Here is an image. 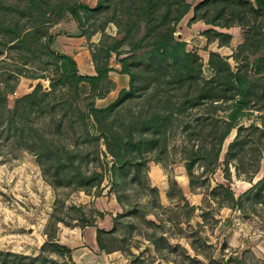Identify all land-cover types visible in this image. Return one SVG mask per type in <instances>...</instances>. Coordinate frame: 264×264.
<instances>
[{"label":"rangeland","instance_id":"374dc122","mask_svg":"<svg viewBox=\"0 0 264 264\" xmlns=\"http://www.w3.org/2000/svg\"><path fill=\"white\" fill-rule=\"evenodd\" d=\"M97 1L81 0L94 6ZM185 1L190 8L176 24L175 36L185 41L187 49L195 52L201 62V72L194 86L189 88L187 83L179 86L180 83L173 78V81L160 85L161 79L170 78L171 73L168 74L167 70L157 78L158 84L142 77L137 86L149 83L148 89H143L139 95H126L110 117L123 132L124 127L120 125L124 121L120 117L123 114L137 113L147 107L168 112L157 99L153 107L146 101L149 92L156 87L163 92L175 87L173 92L177 102L185 98L187 89L190 90L188 97L201 101L196 106L187 109L180 106L179 112H172L166 131L157 137L159 141L153 149L146 145L141 150L135 147L137 161L146 163L140 166L138 176L133 164L126 168L115 164L98 126L86 113L91 100L98 107L107 106L117 98L120 89L129 87V77L119 72L121 63L115 53L107 57L102 52L98 61L126 76V87H122L120 80L112 79L107 90L106 84L101 83L92 89L90 83L84 81H69L51 90L52 65L43 68L37 59L25 61L17 48L8 49L9 44L1 47L0 95L6 98L0 101V250L36 255L49 234L53 240L69 246V243L73 244V235L77 231L95 230L96 233L97 228H102L114 230L123 243V251H117L128 258L129 264H264V183L253 187L264 177V73H255L260 78L257 91L252 93L245 114L238 118L224 139L219 164L214 171H207L202 162L197 161L189 176L187 163L190 159L185 150L202 143L212 146L216 141L214 135L221 129L218 127L215 134L210 130L216 123L221 128L225 126L223 122L227 120L228 110L223 107L232 100L230 96L228 101L224 100L226 95L216 100L206 98L205 94L198 95L209 81L212 85L214 82L211 78L215 72L209 65V52L215 51L226 58L230 71L236 72L246 58L240 55L242 59L236 60L233 54L246 37L239 25L225 28L202 19L191 21L194 7L203 0ZM112 7V2L105 3L90 14L83 27L67 12L57 22L60 25L55 23L51 31L61 28L63 33L60 34L69 37L67 39L77 38L74 42L70 40L69 47L83 51L94 68L90 49L109 44L112 39L108 36H116L117 26L113 22H106L101 29L111 15ZM210 28L227 32L229 42L220 38L223 42L220 45L219 38L213 40V36L204 33ZM2 39L3 35H0ZM60 44L54 40L52 48L60 51ZM128 47V44H121L119 50ZM81 56L78 57L80 62ZM131 64L135 70H140L142 65ZM247 66L246 70L253 71L251 65ZM30 74L39 76V79H33ZM38 81L42 90L49 94L34 108L26 105L23 99L16 104V98L28 93ZM103 91L105 95L97 97ZM160 93L159 99H168V93L166 96ZM214 96L217 98L215 93ZM201 120H204L202 124ZM134 134L139 138L136 131ZM126 137L125 132L123 138ZM235 138L238 139L234 144ZM232 143L233 150L226 162ZM55 148L61 155L49 152L48 156V150ZM252 172L254 174L249 179ZM100 175L102 181L97 188L96 178ZM227 187L238 198L234 209L226 206L229 203ZM152 235L156 243L149 239ZM192 245L200 251L193 249ZM219 252L225 254L223 262Z\"/></svg>","mask_w":264,"mask_h":264},{"label":"trees","instance_id":"16d2710c","mask_svg":"<svg viewBox=\"0 0 264 264\" xmlns=\"http://www.w3.org/2000/svg\"><path fill=\"white\" fill-rule=\"evenodd\" d=\"M110 2L113 3L111 15L107 17L101 29H104L106 22H113L117 26L116 36H108L112 39L111 43L103 44L98 49H90L95 74H81L77 62L72 56L52 48L55 33L51 31V27L60 21L67 12L83 27L90 14L95 13L105 3ZM189 8L190 4L185 0H98L94 7L81 2V0H0V35H3V39L0 40V50L1 47L9 44L8 49L17 48L25 61L37 59L43 68L52 65L51 90H54L57 85H65L69 81L75 83L88 82L92 89H96L102 83V85L106 84L105 90H107L112 83L109 71L114 68L105 62L100 64L98 60L102 52L107 57L115 53L117 60L121 63L119 72L127 74L129 77V87L120 89L117 98L107 106L98 107L91 100L88 104L89 110L86 113L88 118L94 120V125L98 126L99 132L104 138L105 146L113 156L115 164L123 168L133 164L136 169L135 174L138 176L140 166L146 163L143 160L137 161L136 154H134L135 147L141 150L142 146L145 147L146 145L149 149H153V146L159 141L158 138L166 131L172 112H179L182 106L184 109L196 106L201 101H199V98L188 97L190 90L187 89L184 95L185 98L177 102L174 99L176 93L173 92L175 87L167 88L165 92H163V89L158 90L156 87L154 91L149 92V100L146 101L150 107H153L154 101L157 99L168 112H159L157 109L149 110V107H147V109L139 110L137 113L130 111L128 115L123 114V116H120L124 120L120 124L124 127L123 132L117 129V126L114 125L115 119L110 117L120 106L126 95L132 93L139 95L138 93L141 94L143 89H148L147 86L151 85L149 83L137 86V81L139 80L140 83L142 77L145 80L156 81L158 84L157 78H160V74L163 76L168 71V74L171 73L170 78L161 79L160 85L173 81V78L180 83L179 86L184 83H187L189 88L194 86L193 83L201 72V62L197 60L198 56L195 52L187 49V43L175 36L176 24ZM263 16L264 0H203L193 9L191 21L202 19L208 24L225 28L239 25L245 34L246 41L238 45L233 57L236 60L246 59L245 63H240L236 72H232L226 58L215 51L209 52V65L215 72V76L211 78L214 82L212 85L209 81V85H206L198 95L203 96L205 94L206 98L212 97L215 100L226 95V98H223L224 100L228 101L229 96L232 100L223 107L224 110H228L227 120L223 122L225 126L221 128L216 123V126L210 130L211 134L212 132L215 134L218 127L221 129L218 134L214 135L216 137L215 142L213 139H209L213 141L212 146L208 147L205 143H202L201 146H193L185 150L186 157L190 159V163H187L189 176L192 174V166L197 161H201V165L205 166L207 171H214L217 164H219V154L224 139L231 128L235 126L238 118L245 114L252 93L257 91L256 84L260 81V78L256 77L255 73H264ZM8 17H10L9 21ZM82 32L85 34L84 30ZM204 33L213 36V40L219 38L220 41V38H224L225 43H228L230 39L227 32L215 28L207 29ZM4 37L6 38L4 39ZM88 37L89 35H87ZM121 44H128V49L119 50ZM221 44L223 42L220 41ZM124 53H128L127 56L120 57ZM240 55H243L241 59L239 58ZM131 63L142 64L139 66L140 70L131 68L133 65ZM247 65H251L253 71L246 70ZM19 69L17 71H20ZM163 70L165 72H161ZM30 76L33 79H39V76L33 74H30ZM142 86L144 87L142 88ZM136 88H138V92ZM170 89H172L171 92ZM160 91L165 96L168 93V99L163 101L161 98L159 99ZM105 93L104 91L99 92L97 97H103ZM214 93L217 98H215ZM48 94L49 92L42 90L41 83L38 81L33 84L28 93L17 97L15 103L18 104L19 100L23 99L26 105L34 108L35 104H39L43 97ZM5 98V96L0 95V101ZM176 103L178 104L176 105ZM203 121L201 120V124ZM135 131L139 138H135ZM125 132L127 137L123 138ZM201 133H203L202 129ZM207 139L208 137L205 138V140ZM237 139H234V144ZM234 144H229L226 162L230 158ZM49 152L61 155L58 148L52 151L48 150V156H50ZM52 164H55V162ZM59 164L62 163L59 162ZM236 168L237 173L240 175L238 165ZM253 172L249 179L254 174ZM88 179L90 177H87ZM96 179L98 188L102 181V175ZM192 182L190 179V183ZM261 183H264V177L255 183L253 187H257ZM225 190L229 198V203L226 206L234 209L238 203V198H235L230 188L227 187ZM117 199L120 200L118 194ZM50 236L49 234V238L41 244L40 251L36 255L0 250V264H78L71 257V248L53 240ZM149 239L155 243L157 242L153 235L149 236ZM96 242L99 250L111 252L119 249L123 251L121 246L123 243H121L114 230L107 231L97 228ZM193 249L200 251L194 246ZM49 252L60 255L63 259L55 258ZM219 256L221 262H223L224 252H219Z\"/></svg>","mask_w":264,"mask_h":264},{"label":"crops","instance_id":"0c3cea01","mask_svg":"<svg viewBox=\"0 0 264 264\" xmlns=\"http://www.w3.org/2000/svg\"><path fill=\"white\" fill-rule=\"evenodd\" d=\"M88 5L91 7L94 6V4H91L90 2ZM68 22H69V26L71 27V25H73L72 20ZM55 25L58 26L60 24L57 23ZM61 30H62L61 28L56 32L53 30V33H55V42L61 43L60 51H62L63 53L65 52L67 54L69 53L68 55L72 56L75 59V61L77 62L79 72L81 74H95L94 68L90 64L88 60L89 58H87V55H85L83 51H79V50L76 51L74 47L73 48L69 47L68 44L70 43V40H72L71 42H74V40H77V38L67 39L69 37H64V35L60 34L61 32L63 33V31ZM62 43H65V44H62ZM79 55H82L80 57L82 62H80V60L78 59ZM109 76L111 77V79H114L116 81L120 80L121 82H123L122 87H126V83H125L127 81L126 76H124L123 74H119V72L116 71V69L109 71ZM153 169L154 168L152 167V170ZM149 175L153 178L151 171H149ZM155 178L158 181V177L154 176V179ZM87 231L88 230L77 231V233L73 235L74 236L73 244L71 243L68 244L69 247H71L72 249V258L76 263L78 264H129L128 258L125 257L123 254H121V252L117 250H114L111 252H104V251L101 252L100 250H98L95 230L91 232L89 231L87 232ZM93 249L95 250L96 253L93 251Z\"/></svg>","mask_w":264,"mask_h":264}]
</instances>
